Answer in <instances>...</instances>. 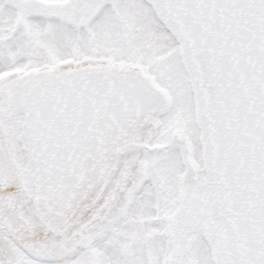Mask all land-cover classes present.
<instances>
[{"label": "snow or ice", "instance_id": "1", "mask_svg": "<svg viewBox=\"0 0 264 264\" xmlns=\"http://www.w3.org/2000/svg\"><path fill=\"white\" fill-rule=\"evenodd\" d=\"M0 264H264V0H0Z\"/></svg>", "mask_w": 264, "mask_h": 264}]
</instances>
